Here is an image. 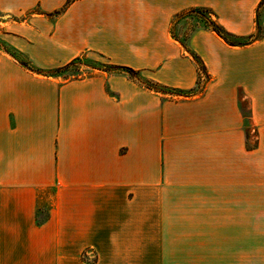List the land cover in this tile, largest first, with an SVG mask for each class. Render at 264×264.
<instances>
[{
    "label": "crops",
    "instance_id": "crops-1",
    "mask_svg": "<svg viewBox=\"0 0 264 264\" xmlns=\"http://www.w3.org/2000/svg\"><path fill=\"white\" fill-rule=\"evenodd\" d=\"M261 1L76 0L57 14L68 0H0L3 40L36 68L98 54L191 91L192 52L211 78L171 99L123 74L61 82L0 50V264H264V35L173 34L207 10L246 39Z\"/></svg>",
    "mask_w": 264,
    "mask_h": 264
},
{
    "label": "rangeland",
    "instance_id": "rangeland-1",
    "mask_svg": "<svg viewBox=\"0 0 264 264\" xmlns=\"http://www.w3.org/2000/svg\"><path fill=\"white\" fill-rule=\"evenodd\" d=\"M37 12H39L37 10ZM192 13V12H191ZM193 16H186L185 20L180 21L178 25H175L173 27V34L176 36L183 44L186 42L185 40L189 39L190 36L197 30L204 28L206 22L209 18H211V14L208 12H205L204 10H198L196 12L192 13ZM31 14H26L20 19H28ZM16 20V18H15ZM18 20V19H17ZM4 31L0 28V50L1 51H8L9 53H13L10 46L3 40L4 38ZM264 35V31L261 29L259 32V37H262ZM245 39L238 38L234 41L236 42H243ZM16 57H18L21 60H25L23 56H19L15 54ZM82 59L79 63H77L75 66L71 67L68 71L63 72L59 75H57L55 78L60 80L61 82L65 81H72L75 79L85 78L92 76L93 74H96L98 72L107 73L110 72L107 71L110 66H112L111 63L108 62L107 59L104 57L98 55V54H89L85 53L83 56H81ZM199 83L200 86L198 89L195 90L194 94H191L186 97L178 96L170 92H165L163 96L166 98L171 99H185V98H194L204 93L206 86L211 82V78L207 75V73H204L200 75L199 77ZM151 81V80H150ZM154 82V81H153ZM164 97V98H165Z\"/></svg>",
    "mask_w": 264,
    "mask_h": 264
},
{
    "label": "trees",
    "instance_id": "trees-1",
    "mask_svg": "<svg viewBox=\"0 0 264 264\" xmlns=\"http://www.w3.org/2000/svg\"><path fill=\"white\" fill-rule=\"evenodd\" d=\"M75 1L76 0H68L67 6H65V8L63 10L58 11L56 13L57 14L61 13L71 3L75 2ZM262 9H264V0H262L261 3L259 4L258 11H257V16H256V22L258 24L257 34L252 35V36L246 38L243 42H236V41H234L235 39H238V38L236 36H234L233 34L227 32L223 27H221L212 18H209L208 19V21L206 22V24H205L204 27L206 29L212 31L213 33H215L223 41H225V43H227L228 45H230L232 47H245V46L251 45L252 43L258 41L261 38L258 35H259L260 30H261V26H260V13H261ZM204 11L207 12V10H204ZM193 12H196V11H193ZM189 53H190V56L192 57V59L197 64L198 71H199V75H202V74L206 73L205 66H204L203 62L201 61V59L196 54H194L192 52H189ZM10 54L16 60H18L23 66H25L27 69H29L31 72L36 73L38 75L45 76V77H56L57 75H59V74H61L63 72L68 71L71 67L75 66L82 59V57H78L77 59H75L70 64H68V65H66L64 67L57 68V69L50 70V71H45V70L36 68L35 66L31 65V63H29L27 61L19 60L14 53H10ZM107 71H109L110 73L127 75L131 79L136 80L139 83H141L146 89H148L150 91H153L155 93L161 94V95H163L165 92H170L171 91L175 95L182 96V97H186V96H189L191 94H194V92H195V90H191V91H181V90L169 89V88H167L165 86H162V85H160V84H158L156 82L143 79L141 77L139 71H135V70H133V69H131L129 67L112 65V66H110L108 68ZM199 86H200V83H199Z\"/></svg>",
    "mask_w": 264,
    "mask_h": 264
},
{
    "label": "built area",
    "instance_id": "built-area-1",
    "mask_svg": "<svg viewBox=\"0 0 264 264\" xmlns=\"http://www.w3.org/2000/svg\"><path fill=\"white\" fill-rule=\"evenodd\" d=\"M250 141L254 143L257 141V131L255 128H252L250 131Z\"/></svg>",
    "mask_w": 264,
    "mask_h": 264
}]
</instances>
